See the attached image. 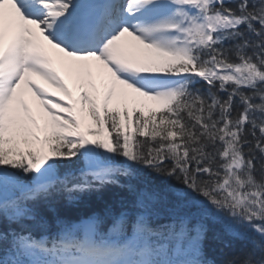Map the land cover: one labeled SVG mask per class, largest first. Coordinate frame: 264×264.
<instances>
[{
  "label": "snow or ice",
  "instance_id": "snow-or-ice-1",
  "mask_svg": "<svg viewBox=\"0 0 264 264\" xmlns=\"http://www.w3.org/2000/svg\"><path fill=\"white\" fill-rule=\"evenodd\" d=\"M0 264H264V0H0Z\"/></svg>",
  "mask_w": 264,
  "mask_h": 264
},
{
  "label": "rangeland",
  "instance_id": "rangeland-1",
  "mask_svg": "<svg viewBox=\"0 0 264 264\" xmlns=\"http://www.w3.org/2000/svg\"><path fill=\"white\" fill-rule=\"evenodd\" d=\"M34 79H37V82H38V83L43 84L44 87H46V88L48 89L49 92H51V93H58V94L61 93L58 89L53 88L51 85H48L46 82L40 80L39 78H35V77H34ZM70 85H71L72 90H73V92H74V94H75V93H76V82L73 80V81L70 83ZM25 99H26V101L29 103V106H30V107H35V101H34V98H32L30 94H26V95H25Z\"/></svg>",
  "mask_w": 264,
  "mask_h": 264
}]
</instances>
